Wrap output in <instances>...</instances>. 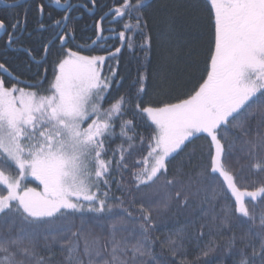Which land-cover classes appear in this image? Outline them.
Masks as SVG:
<instances>
[{
	"label": "snow or ice",
	"instance_id": "1",
	"mask_svg": "<svg viewBox=\"0 0 264 264\" xmlns=\"http://www.w3.org/2000/svg\"><path fill=\"white\" fill-rule=\"evenodd\" d=\"M0 3L11 11L18 0ZM203 6L205 74L174 102L143 99L150 87L161 97L172 87L165 65L153 64L148 0H42L31 32L26 12L0 18L5 51L19 48L38 68L24 81L0 60V264H194L192 247L198 264H264V0ZM84 14L98 15L94 38L74 45ZM168 27L174 34L171 17ZM26 32L42 38L39 60ZM55 44L48 80L39 69ZM125 51L136 64L130 80L119 72ZM198 139L206 163L188 150Z\"/></svg>",
	"mask_w": 264,
	"mask_h": 264
},
{
	"label": "trees",
	"instance_id": "2",
	"mask_svg": "<svg viewBox=\"0 0 264 264\" xmlns=\"http://www.w3.org/2000/svg\"><path fill=\"white\" fill-rule=\"evenodd\" d=\"M75 2V0H73ZM104 4H111L112 0H102ZM151 4L149 9L150 26L154 33V47H153V64H163L165 65V74L170 77L172 82L171 92L167 97H161L155 94V89L153 87L149 88L148 95L144 96V101L155 103L159 99H169L174 102L176 97H182L187 92H189L192 87L197 83L202 74H205L204 70L206 63L210 56L211 47V29L208 21L207 9L203 6V0H201V6L197 9L190 7L192 0H148ZM54 12V9L50 8ZM37 17V14H36ZM172 18L174 21L175 33L169 32L168 19ZM193 17L195 20L193 21ZM97 16L91 17L88 14H84L83 19L77 23V33H76V44L89 45L91 39L94 38V29L89 26L92 24ZM106 29L109 27L119 28V25L112 24L109 25L105 23L103 25ZM159 33V40L156 39L155 34ZM105 35L109 33L105 32ZM118 41L114 38H110L107 41V45H117ZM59 51V46L56 44L51 48L48 53V57L51 62V73L50 80L52 79V67L53 61L56 58V54ZM85 55H105L106 53L99 48L93 51H89L86 48L83 51ZM172 54L171 60L162 59L163 56ZM112 64L115 66L114 61L106 62L103 69L107 73V64ZM136 64L128 52H124L120 56V67L119 72L121 75L125 76L130 80L132 76L135 75ZM127 89V81L124 87L116 90L115 88L111 92L110 99H114L116 96L125 92ZM107 107V104H105ZM139 131L143 132L145 135L148 134L150 129L146 125L142 124L139 126ZM120 141L117 140L116 144ZM115 147V144L112 145ZM195 149L197 152L196 163H206V154L208 151L207 143L203 139H198L189 145V151ZM204 154V159H200V155ZM140 153H135L134 158L138 157ZM132 158H130L131 161ZM176 162L174 161L173 164ZM234 163V162H233ZM241 165L245 167V174L247 173V166L242 160ZM171 167V166H170ZM240 167V165H236ZM258 179L257 176H248L247 182ZM38 183L29 178L28 186L37 187ZM119 195V193H117ZM251 207V203H250ZM259 207V206H258ZM196 249L194 247L189 249L188 259L196 262ZM229 264L231 262L229 261Z\"/></svg>",
	"mask_w": 264,
	"mask_h": 264
},
{
	"label": "flooded vegetation",
	"instance_id": "3",
	"mask_svg": "<svg viewBox=\"0 0 264 264\" xmlns=\"http://www.w3.org/2000/svg\"><path fill=\"white\" fill-rule=\"evenodd\" d=\"M40 2H42V0H18V3L14 5L11 11L7 10L4 3H0V18H4L7 22L12 17L19 15V17L22 19L26 12L27 30L31 32L36 27V21L38 19V16L36 17L37 14L36 5ZM43 2L48 4L50 3V0H43ZM72 2L74 1L72 0ZM50 8L54 9V12L51 11ZM46 12H52L53 15L56 16L62 15V12L59 9H56L55 6L46 7ZM78 22H80V20ZM48 35L49 33L47 32L43 34L44 37H47ZM5 39L6 37L0 38V60H7L11 68L15 71V74L19 75L22 80L30 82L33 79L34 75L37 73L38 70L37 65L32 62V60L28 57L27 53L23 52L19 48L17 49L10 48L7 51H5L4 49ZM22 39L25 47L36 49L33 55H35L36 59L39 60L40 57L43 55V51L41 48V39H42L41 36L38 33L33 32L32 37H28L26 32L24 33ZM75 44L76 41L74 42V45ZM56 46L59 45L56 44ZM44 68H47V78L48 80H50L51 62L48 56H47V63L43 66V68L39 69L41 75H43ZM20 86L23 87L24 85L21 84Z\"/></svg>",
	"mask_w": 264,
	"mask_h": 264
},
{
	"label": "rangeland",
	"instance_id": "4",
	"mask_svg": "<svg viewBox=\"0 0 264 264\" xmlns=\"http://www.w3.org/2000/svg\"><path fill=\"white\" fill-rule=\"evenodd\" d=\"M31 180H33L32 178H30ZM34 181V180H33ZM38 183V181H36Z\"/></svg>",
	"mask_w": 264,
	"mask_h": 264
}]
</instances>
